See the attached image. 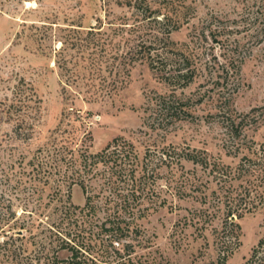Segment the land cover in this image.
Segmentation results:
<instances>
[{
	"label": "rangeland",
	"instance_id": "obj_1",
	"mask_svg": "<svg viewBox=\"0 0 264 264\" xmlns=\"http://www.w3.org/2000/svg\"><path fill=\"white\" fill-rule=\"evenodd\" d=\"M137 1L0 0V195L5 203H13L18 215L26 211L23 215L35 221L34 234L50 236L37 228L40 221L67 231L68 219L62 221V210L70 204L83 206L84 192L77 184L70 188L71 173L59 169L48 176L45 165L40 172L37 157L69 142L96 153L121 137L134 145L141 163H148L145 212L137 221L150 247H137L142 262L152 251L163 264H264V246L259 247L264 239V207L237 220L239 244L222 262L212 228L200 231L191 221L203 207L201 203L166 194L167 167L162 160L163 149L171 145L207 151L224 164H236L237 159L225 154L224 130L215 116L220 90L226 94L230 89L231 105L239 113L255 110L258 124L247 135L256 142L264 141V0H174L187 7V20L170 37L197 51L201 70L194 83L177 91L181 97L193 98V116L176 121L167 130L151 128L149 106L172 88L140 59L143 54L134 55L141 35L163 40L165 36L154 21L144 24L147 32L134 31L132 25L141 23L132 7ZM149 1L158 8L163 0ZM99 24L101 33L92 37L97 45L80 50L69 44L67 68L75 76L65 93L63 69L57 64L62 41L86 45L80 42L87 38L86 31ZM154 46L158 52L170 49L161 40ZM227 61L234 74L213 91L218 63ZM114 81L118 89L108 92ZM183 166L185 171H194L190 162ZM128 193L123 182L114 191L121 203ZM166 197L169 201L163 206ZM98 217L101 224L106 212L99 211ZM103 237L97 240L94 257ZM70 255L61 251L59 257L68 259Z\"/></svg>",
	"mask_w": 264,
	"mask_h": 264
},
{
	"label": "trees",
	"instance_id": "obj_2",
	"mask_svg": "<svg viewBox=\"0 0 264 264\" xmlns=\"http://www.w3.org/2000/svg\"><path fill=\"white\" fill-rule=\"evenodd\" d=\"M148 1L138 0L133 6L130 3L141 17V23L132 25V28L136 32H147L144 24L154 21L165 39L156 35L144 39L147 33L141 35L142 41H139L134 55L143 54L140 59L145 60L153 71L160 74L161 80L172 88L170 94L154 98L149 106L151 128L167 130L176 121L193 116V98L181 97L177 91L194 83L201 68L197 65V51L187 43L180 46L170 37L187 20L184 11L187 7L176 5L174 0H163L158 8H153L151 1ZM101 28L100 24L99 27H89L87 38L80 41L86 45L62 41L61 59L57 64H61L63 69L65 93H69L68 88H72L69 83L75 76L67 68L69 59L66 51L69 44L71 48L77 46L79 49L90 44L97 45L92 37L101 33ZM160 40L170 49L158 52L154 44ZM217 69L219 73L213 91L221 81L228 83V77L234 74L228 61L221 65L218 63ZM116 82L107 87L108 92L118 89ZM219 94L215 116L224 130L222 147L227 157L237 159L236 164H224L221 158H215L207 151L179 149L171 145L163 149L162 160L167 167L166 194L177 199L191 197L201 203L203 207L192 216L191 221L197 230L212 228L214 242L222 252L220 260L225 262L235 245L239 244L241 227L237 220L264 207V141L256 142L247 135L248 130L258 124L255 110L239 113L231 105L230 89L226 94L220 90ZM81 147H72L69 142L48 149L37 157L40 159V172L45 165L49 168L44 171L48 176L59 169L64 170L65 174L71 173L68 176L70 188L77 184L84 192L86 201L83 206L70 204L62 210V221L68 219L67 231L62 232L55 224L40 221L37 228H41L42 233L48 231L50 236L34 234L35 221L23 215L26 211L18 215L13 203L10 200L5 203L4 196L0 195V264H88L94 261L108 264L110 260L114 264H163V259L152 251L144 262L142 256L136 253L137 247L150 248L149 239L142 237L137 224L145 212L142 205L148 163H141L134 145L121 137L115 138L96 153ZM183 162L192 163L194 171H185ZM120 182L126 184L129 191L122 203L114 194ZM168 201L166 197L161 205L164 206ZM102 210L106 212V217L99 224L98 213ZM102 235L104 237L97 257H94L92 254L96 252L97 240ZM263 246L264 239L259 243V247ZM61 251L70 252V257L61 259Z\"/></svg>",
	"mask_w": 264,
	"mask_h": 264
}]
</instances>
